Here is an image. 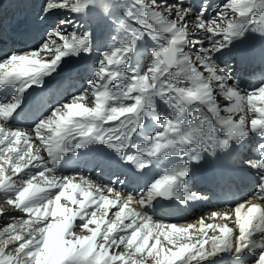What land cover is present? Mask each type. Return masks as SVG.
Segmentation results:
<instances>
[{"label": "snow or ice", "instance_id": "6c2138e0", "mask_svg": "<svg viewBox=\"0 0 264 264\" xmlns=\"http://www.w3.org/2000/svg\"><path fill=\"white\" fill-rule=\"evenodd\" d=\"M211 7L44 0L40 42L0 54V198L27 217L0 227V264H264V74L234 82L217 63L225 55L251 63L247 44L259 40L264 65V0H222L209 16ZM68 13L96 19L103 42ZM94 52L86 83L61 79L62 64ZM77 154L109 170L129 167L131 191L122 197L112 183L57 176ZM233 157H243L252 196L210 215L238 227L154 221L204 199L188 190L201 162ZM63 197L77 207L61 205Z\"/></svg>", "mask_w": 264, "mask_h": 264}, {"label": "bare ground", "instance_id": "6f19581e", "mask_svg": "<svg viewBox=\"0 0 264 264\" xmlns=\"http://www.w3.org/2000/svg\"><path fill=\"white\" fill-rule=\"evenodd\" d=\"M89 106H92L91 104H89ZM212 159L214 160L215 158L212 157ZM100 168V169H98ZM241 170V163L240 162H234L233 160H231V158H227L223 161H219L215 164H210L207 162H201L199 167L195 168L194 171V176H193V180L191 184H195V183H200L201 185L205 184L206 179H210L211 177H216L217 175H222L225 172L230 171L232 174H235L237 172H239ZM117 172L119 175H121V177L123 178L122 181L119 182H114L112 183L116 189L121 190L122 193V197L126 194L127 191H131L132 187L134 185H130L129 184V179L130 177L133 175L132 171L129 167L127 166H120V167H113V169L109 170L107 168H102L99 166H96V164L93 162V156L92 154H89L87 156H80L79 154H77L76 156L73 157V161L72 163L65 165V164H61V165H57V169H56V175L57 176H78V175H84L87 179H90L91 181H93L94 183L101 185V184H109L110 181V174ZM151 173L146 174V176H150ZM219 182L214 183L216 186L215 188H220L221 186H223L225 184L224 181H221L219 178ZM190 184V185H191ZM190 185L188 186V190L192 191V189L190 188ZM127 186V188L125 190H122L121 188ZM208 185H204V187L202 188V195L204 197V199L211 201L212 200V196L208 194ZM139 188L142 189L143 188V183H139ZM107 194V193H106ZM247 197H251L250 195H248ZM246 197V198H247ZM110 198H114L113 196H110ZM219 202V201H218ZM257 202V201H255ZM259 203V202H258ZM61 205L67 206V207H72L75 208L77 206L72 205L71 201L67 200V197H63L61 199ZM12 207H6L5 205H1L0 203V227H2L3 225H7L8 223L12 222V217H20V216H24L26 217V214L20 213L17 209L14 208L13 205H11ZM131 207H135L138 211L141 210V206L137 205V203L133 202L132 205H130ZM185 206V210L186 212L191 215V216H185V218H183V220L188 221V224H195L197 225V227H199L198 221L201 217H203L205 219L206 223H220V224H224V223H228L229 227H233L236 228L238 227L235 222L234 219L232 220H221L219 217L213 218L211 217V212L216 211V212H225V211H229L231 209L234 208L235 204L231 207H223V208H218L216 207V205L214 203H207L205 205L202 206V210L203 212H201L199 209H195L194 213V205L193 202L190 205H184ZM95 206H93L91 210H94ZM118 210V208H111L108 212V217H106V219L108 218H114L113 217V213ZM127 211V210H126ZM4 213H8V215H4ZM103 214V209H101L99 212H97V216L100 217ZM52 220H55L56 222H59L60 220L63 219V217L57 216L54 218H51ZM172 221H177V222H173V223H179L178 221H180V219H173ZM128 221H125V223H127ZM185 224H183L182 226H187ZM179 226V225H178ZM89 227H95V225H89ZM78 229V228H76ZM80 229V228H79ZM83 230V229H80ZM191 231H195V229L191 230ZM209 231V235H218L219 232L218 230L216 232H212L211 230ZM91 233H89L90 235ZM78 235V234H76ZM196 235H201L200 233H196ZM80 236V235H78ZM151 243V241H150Z\"/></svg>", "mask_w": 264, "mask_h": 264}, {"label": "rangeland", "instance_id": "374dc122", "mask_svg": "<svg viewBox=\"0 0 264 264\" xmlns=\"http://www.w3.org/2000/svg\"><path fill=\"white\" fill-rule=\"evenodd\" d=\"M0 203L1 205H5L6 207H12L10 204H8L6 202V200H4L3 198H0ZM5 226V225H3ZM75 232L76 234L80 235V236H86V235H89L90 232H88L87 230L83 229V230H80L79 228L78 229H75Z\"/></svg>", "mask_w": 264, "mask_h": 264}]
</instances>
